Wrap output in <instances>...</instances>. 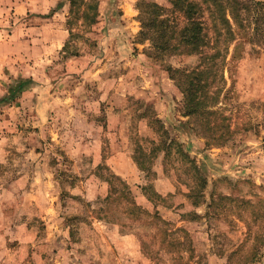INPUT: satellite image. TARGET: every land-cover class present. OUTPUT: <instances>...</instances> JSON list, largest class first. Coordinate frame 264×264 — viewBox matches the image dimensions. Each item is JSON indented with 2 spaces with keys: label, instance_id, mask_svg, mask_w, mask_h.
<instances>
[{
  "label": "rangeland",
  "instance_id": "374dc122",
  "mask_svg": "<svg viewBox=\"0 0 264 264\" xmlns=\"http://www.w3.org/2000/svg\"><path fill=\"white\" fill-rule=\"evenodd\" d=\"M142 2L186 23L170 0L33 2L63 46L43 60L20 45L0 67V264H228L236 248L231 262L264 264L254 241L264 234V0H236L233 39L224 24L215 33L201 3L226 58L221 144L185 114L172 70H191L199 54L153 48L140 34ZM19 18L8 14L10 32L31 29ZM110 193L119 198L107 211Z\"/></svg>",
  "mask_w": 264,
  "mask_h": 264
},
{
  "label": "trees",
  "instance_id": "16d2710c",
  "mask_svg": "<svg viewBox=\"0 0 264 264\" xmlns=\"http://www.w3.org/2000/svg\"><path fill=\"white\" fill-rule=\"evenodd\" d=\"M170 3L171 12L178 11L185 18L186 23L179 27L176 22L177 16L173 15L171 19L169 16L163 15L166 9L154 3L142 2V6H145L147 9H141L140 4L138 6L140 11L139 19L141 21L140 34L149 39L151 46L160 52L176 53L185 51L199 54V62L195 67L191 70L173 68L172 70L179 75V78H176V76L172 77L177 79V86L183 94L185 114L193 115L196 118L201 117L203 119L202 124L204 125V129L211 133L210 138L213 142L221 144L225 139L224 137L228 133H231L227 121L228 118L218 106L221 103L220 95L223 89L221 83H224L223 67L226 58L220 54L218 38L211 42L209 40L205 25L206 21L203 19L202 14L204 10L201 3L206 4V9L209 12L208 15L215 33L220 35V27L218 24H224L230 39H233V31L230 27L231 21L237 19L236 22H238V11L241 7H238L236 0H170ZM174 35L179 37V40L173 44L170 38ZM234 41V48H236L240 42L237 38ZM208 46L213 49L211 53L207 52ZM25 82L26 80L22 78L14 80L13 84L10 85L9 91L12 90L13 85H15L13 87L14 90L24 85ZM185 155L189 157L188 154L185 153ZM190 160L192 162V169L196 174L200 175L201 169L194 164L191 158ZM151 185L147 183L142 188L146 195L148 190H152L153 185ZM204 186L205 180H201L198 188L200 191L199 195H201V188ZM152 194L155 195L156 201L162 202L163 198L160 194L153 190ZM121 196H125L127 200H130L131 205H135L124 193H121ZM118 198L119 196H112L111 193L104 198L107 211L108 206ZM221 198H224V196L217 195L211 198L207 205L208 208L215 207L217 199L221 200ZM137 210L139 208L135 205L134 208H129L128 211L133 215L137 214ZM154 213L151 215L153 220L158 219L164 224L165 222L156 215L157 212ZM193 215L197 216L195 212ZM161 232L165 234L167 230L161 229ZM254 238L255 244L264 245V234L257 233L254 235ZM237 253V248L229 252L227 257L228 264L240 263L239 261L236 263L231 262L233 256ZM257 256L258 250L254 249L251 258H256Z\"/></svg>",
  "mask_w": 264,
  "mask_h": 264
},
{
  "label": "crops",
  "instance_id": "0c3cea01",
  "mask_svg": "<svg viewBox=\"0 0 264 264\" xmlns=\"http://www.w3.org/2000/svg\"><path fill=\"white\" fill-rule=\"evenodd\" d=\"M35 0H0V67L3 63L12 60L10 57L20 50V45L25 46L28 49H32L40 54L39 58L47 60L51 50L61 48L63 44L59 38L51 37L52 34H48L47 27L50 24H58L52 21L53 15L51 17L42 18L36 14H32L33 11V2ZM58 0H43L47 4V7L50 8L54 6V3ZM19 14L21 18L18 19V22L14 24H31V29L29 26H26V31L23 33V29H19L20 33L17 34L14 29L10 32L11 29L6 27V20L8 14ZM37 13L45 15L48 13L47 10H38ZM54 14V13H53ZM10 26V25H9ZM21 27V26H20ZM18 29V26L16 27ZM31 33V34H30ZM58 37V36H57ZM40 46V48H39ZM8 59V60H6ZM6 66H4L5 68Z\"/></svg>",
  "mask_w": 264,
  "mask_h": 264
}]
</instances>
